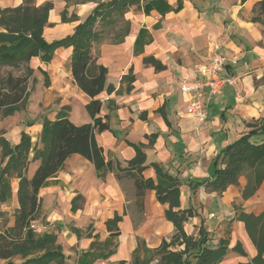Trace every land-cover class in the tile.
I'll return each instance as SVG.
<instances>
[{"label": "crops", "instance_id": "crops-1", "mask_svg": "<svg viewBox=\"0 0 264 264\" xmlns=\"http://www.w3.org/2000/svg\"><path fill=\"white\" fill-rule=\"evenodd\" d=\"M23 1L0 0V5L16 7ZM47 1L54 4L49 12L51 25L44 29L48 41L73 32L97 5L96 0L36 3ZM107 1L110 0L101 2ZM166 1L173 9L165 14L151 7L146 11L148 0L132 6L125 14L130 28L122 42L108 39L105 32L103 40L93 43L96 63L108 68L106 86L99 95L100 115L108 116V129L97 132L96 141L104 148L106 158L113 161L114 169L97 171L82 155H71L64 168L40 189V209L32 221L46 219L40 226L41 233H57L70 262L77 261L80 253L90 248L94 235L101 240L107 238L106 221L116 214L122 216L117 250L94 264H133L140 239L156 248L174 234V224L165 216L169 203H161L156 190L147 188L140 207L135 178L121 171L136 158L138 146L145 154V179L157 183V171L152 165L156 162L180 181L179 204L173 210L192 208L199 215L185 223L187 233L196 235L202 218L210 233V244L217 247L220 240L227 243L218 264H253L258 253L245 223L235 217L241 209L256 216L264 212V180L258 191L246 199L242 196L248 182L246 175L240 176L239 186L231 184L221 194L205 185L194 189L190 183L212 179L216 155L264 120V14H259L257 7L264 0H182L179 11L178 0ZM64 10L67 17L75 14L78 19L63 22ZM72 51V47H59L49 63L39 57L31 59L36 109L28 107L23 112L26 117L16 112L0 119V132L12 145L20 141L23 131L35 145L42 120H54L62 109L76 124L92 121L86 110L90 97L73 80ZM215 53L231 59L223 74L232 77L234 83L227 84L223 94L212 99L204 90L206 118L199 120L189 113L192 96L181 86L192 82L195 68L209 64ZM147 56L160 60L165 68L156 70L145 64ZM39 68L47 72L49 85ZM14 128L18 133L14 134ZM251 140L263 142L264 130ZM38 165L39 161L30 164L29 177ZM11 186L12 197L0 202L2 209L9 208V204L14 210L19 206V179L13 178ZM78 194L84 197V203L73 210L72 200ZM195 229L197 233H193ZM5 263L0 259V264Z\"/></svg>", "mask_w": 264, "mask_h": 264}, {"label": "trees", "instance_id": "trees-1", "mask_svg": "<svg viewBox=\"0 0 264 264\" xmlns=\"http://www.w3.org/2000/svg\"><path fill=\"white\" fill-rule=\"evenodd\" d=\"M87 1L91 0H75L76 3ZM141 2L142 0L97 1L93 11L76 25L73 32L53 41H48L44 36L45 27L51 25L49 12L54 8L53 2L37 5L36 0H24L16 7L0 5V114L9 117L26 109L31 78L36 82L35 69L30 66L31 59L39 57L41 61L49 63L56 49L63 46L72 47L73 80L90 97L86 110L92 118L91 122L76 124L63 109L54 120L45 117L35 145L31 136L24 131L15 145L0 132V202L10 200L12 179H19V206L14 212V223L11 226L6 223L0 231V259L5 260V264H94L96 260L107 259L116 252L121 234L119 223L122 220V216L118 214L106 221L109 232L107 238L101 240L99 235H94L90 248L81 252L79 259L73 262L68 261L69 257L58 242L57 233L45 231L39 234L31 228V223L37 218L40 209V189L49 178L56 176L64 168L71 155H82L97 171L114 169L113 161L106 158L104 148L96 141L97 132L108 129V116L100 115L102 100L99 98L106 86L108 68L96 63L92 48L94 42L104 39L105 32L114 31V42H122L130 28L125 14L132 6ZM181 4L182 0H178L176 11L180 10ZM149 7L160 10L162 14L173 9L166 0H148L146 11ZM257 7L259 14H264V1L259 2ZM77 19L75 14L67 17L66 10L62 12L63 22ZM144 62L153 65L156 70L165 68L153 56L145 57ZM39 69L46 85H49L47 72ZM263 130L264 120L258 128L244 133L216 155L212 179L192 182L190 185L194 189L205 185L221 194L231 184L239 186L240 176L246 175L248 182L242 189V196L245 199L253 196L264 180V141L255 142L251 138ZM35 161H39V165L29 177V166ZM144 161L145 154L138 146L136 158L121 171L125 176L135 178L140 207L143 206L144 190L147 188L156 190L161 203H169L165 216L173 222L175 232L169 240L164 239L156 248L148 247L140 239L133 254V264H152L155 260L156 264H218L226 253L227 243L220 240L217 247L212 246L209 230L202 218L198 233L188 234L185 223L190 217L199 215L192 208L173 210L179 204L180 181L156 162L152 165L157 171V183L145 179L142 175L147 166ZM116 175L120 177L119 173ZM82 203L84 197L76 195L72 200V209L76 210ZM235 218L245 223L247 232L257 247L258 253L253 264H264V212L256 216L241 209ZM88 235L92 236V233Z\"/></svg>", "mask_w": 264, "mask_h": 264}, {"label": "built area", "instance_id": "built-area-1", "mask_svg": "<svg viewBox=\"0 0 264 264\" xmlns=\"http://www.w3.org/2000/svg\"><path fill=\"white\" fill-rule=\"evenodd\" d=\"M230 60L226 55L215 53L209 64L198 65L195 68L192 82H185L181 86L183 92L192 96V101L188 107L189 113L199 120L206 118V103L203 100L204 90H207V97L212 99L222 95L227 84L234 83L232 77L223 74V69ZM31 228L37 231L33 222Z\"/></svg>", "mask_w": 264, "mask_h": 264}, {"label": "rangeland", "instance_id": "rangeland-1", "mask_svg": "<svg viewBox=\"0 0 264 264\" xmlns=\"http://www.w3.org/2000/svg\"><path fill=\"white\" fill-rule=\"evenodd\" d=\"M67 1L70 2L71 0H67ZM96 1H102V0H96ZM74 2H75V0H74ZM118 26H120V25H118ZM97 28H100V27H97ZM108 34H109L108 35V39L109 38H111V39L115 38V36L113 37L114 31L113 32H109ZM53 40H51V41H53ZM39 75H41V73H39ZM35 85H36V82L33 80V77H32L31 81L29 83V88H30L31 91H30V96H29V99H28V102H27L26 109L18 111L19 113L17 112L16 115L23 114V112L28 110V107H31V109H33V110L36 109V104H37L38 100H37L36 94L34 93L35 92ZM30 99H31V102L34 103L35 105H33L32 103L30 104ZM32 112L34 113V111H32ZM2 117L3 116L0 114V119H2ZM23 117H26V116L23 114ZM16 129L17 128H14V131H15L14 134L18 133V132H16L17 131ZM14 212H15V210L11 206V204H9V208H5V209L0 208V231L3 230V227H4V225L6 223H8V226L13 225L14 214H15ZM45 222H46V219L45 218H41V220H39V222L34 223L35 226H36V229L39 228V230H40V228H41L40 226L42 225V223H45ZM39 230H37V233L40 234L41 231L43 230V228H41L40 231ZM193 233H197V229H195ZM156 263H157V261L155 260L152 264H156Z\"/></svg>", "mask_w": 264, "mask_h": 264}]
</instances>
